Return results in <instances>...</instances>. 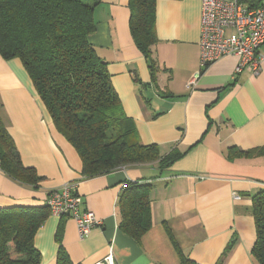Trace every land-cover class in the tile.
I'll return each instance as SVG.
<instances>
[{
    "label": "crops",
    "instance_id": "crops-1",
    "mask_svg": "<svg viewBox=\"0 0 264 264\" xmlns=\"http://www.w3.org/2000/svg\"><path fill=\"white\" fill-rule=\"evenodd\" d=\"M130 1L100 0L89 40L108 63L138 140L181 157L164 170L145 163L85 179L79 153L57 129L22 60L0 54V115L23 164L43 177L35 188L0 167V207L47 204L51 191L77 183L102 224L82 239L73 218L50 215L35 237L39 264H57L61 227L74 264H107L110 253L114 264H182L167 228L197 264H258L252 205L264 190V64L259 75L236 74L239 59L231 56L202 70V0H158L153 79L131 32ZM128 181L152 184L153 224L141 243L119 228Z\"/></svg>",
    "mask_w": 264,
    "mask_h": 264
},
{
    "label": "trees",
    "instance_id": "trees-1",
    "mask_svg": "<svg viewBox=\"0 0 264 264\" xmlns=\"http://www.w3.org/2000/svg\"><path fill=\"white\" fill-rule=\"evenodd\" d=\"M157 1H130L131 32L153 79L158 69L154 58ZM99 2L0 0V54L6 60H22L57 129L79 153L85 179L145 163L156 162L164 170L181 153L173 150L163 156L157 144L138 140L135 125L123 113L108 63L89 40ZM0 167L16 181L35 188L43 180L33 167L23 164L1 115ZM151 188V183L128 181L118 201L119 228L139 243L153 224ZM252 208L256 225L252 254L258 264H264V190L253 196ZM50 215L48 204L0 207V264H39L35 237ZM167 232L181 263L197 264L184 254L170 228ZM57 240V264H74L62 244V227Z\"/></svg>",
    "mask_w": 264,
    "mask_h": 264
},
{
    "label": "built area",
    "instance_id": "built-area-1",
    "mask_svg": "<svg viewBox=\"0 0 264 264\" xmlns=\"http://www.w3.org/2000/svg\"><path fill=\"white\" fill-rule=\"evenodd\" d=\"M199 44L202 70L232 56L239 59L236 74L248 71L259 75L264 64V54L259 52L264 45V0L250 3L244 0H202ZM47 204L52 215L73 218L82 239L88 237L95 226L102 224V220L85 207L76 182H66L60 189L51 191ZM106 263L114 264L112 253Z\"/></svg>",
    "mask_w": 264,
    "mask_h": 264
},
{
    "label": "rangeland",
    "instance_id": "rangeland-1",
    "mask_svg": "<svg viewBox=\"0 0 264 264\" xmlns=\"http://www.w3.org/2000/svg\"><path fill=\"white\" fill-rule=\"evenodd\" d=\"M128 166V165H127ZM123 167H125V166H123Z\"/></svg>",
    "mask_w": 264,
    "mask_h": 264
}]
</instances>
